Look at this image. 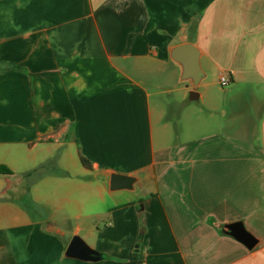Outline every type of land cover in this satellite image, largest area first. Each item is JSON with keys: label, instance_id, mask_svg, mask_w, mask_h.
Here are the masks:
<instances>
[{"label": "crops", "instance_id": "0c3cea01", "mask_svg": "<svg viewBox=\"0 0 264 264\" xmlns=\"http://www.w3.org/2000/svg\"><path fill=\"white\" fill-rule=\"evenodd\" d=\"M0 165V264H264V0H0ZM73 236L101 259L66 257Z\"/></svg>", "mask_w": 264, "mask_h": 264}, {"label": "water", "instance_id": "95a60500", "mask_svg": "<svg viewBox=\"0 0 264 264\" xmlns=\"http://www.w3.org/2000/svg\"><path fill=\"white\" fill-rule=\"evenodd\" d=\"M170 58L177 63L181 69L180 81H188L191 86L189 100H196L198 94L196 89L204 78V73L200 66V51L192 43H184L174 46L170 50ZM130 179L113 175L110 178L111 189L127 188ZM11 188V181L8 176H0V196L5 195ZM229 235L242 243L247 249H252L256 245L255 238L248 233L241 223L226 225ZM65 256L81 261L96 262L101 259V254L90 248L79 236H73L66 248Z\"/></svg>", "mask_w": 264, "mask_h": 264}, {"label": "rangeland", "instance_id": "374dc122", "mask_svg": "<svg viewBox=\"0 0 264 264\" xmlns=\"http://www.w3.org/2000/svg\"><path fill=\"white\" fill-rule=\"evenodd\" d=\"M181 86H190V83L188 82V81H181ZM197 89H198V91H200L201 90V87L200 86H198L197 87ZM210 90H211V95H212V97L213 98H211V99H220V100H222L223 99V97H224V93H223V91L224 90H227L228 89V86H225V87H222L221 85H220V83L217 81V84H216V86L215 85H212L210 88H209ZM164 98L167 100V101H170L172 104H171V110H169V112L168 113H166L165 115H167L166 117H167V119H165V120H163L164 122H167L168 121V123H169V129L171 130V132H170V134H171V137H175L176 135L177 136H179V135H182V133H181V129H182V127L184 126L183 124H184V120L185 119H181V121H179L180 120V114H182V111H183V109H184V107H183V104L182 103H178L177 101V99H178V97H174V96H170V97H167V96H164ZM223 101V100H222ZM154 103V102H153ZM223 103V102H222ZM185 104V103H184ZM186 105H188V106H190V107H200L201 106V100H190L189 101V94H188V96H187V100H186ZM158 106L154 103L153 104V108H154V110H156L155 108H157ZM219 113V112H218ZM218 113H216V114H218ZM157 114L155 113V116H156ZM220 115L218 114V115H216V119L217 120H220ZM156 119L157 118H155V121H156ZM158 124V123H157ZM158 125H156V127H157ZM157 132L158 131H156V134H157ZM189 132V131H188ZM187 132V133H188ZM183 136V135H182Z\"/></svg>", "mask_w": 264, "mask_h": 264}, {"label": "trees", "instance_id": "16d2710c", "mask_svg": "<svg viewBox=\"0 0 264 264\" xmlns=\"http://www.w3.org/2000/svg\"><path fill=\"white\" fill-rule=\"evenodd\" d=\"M81 163L85 167H90V163L84 158H81ZM10 175H12L10 169L7 168L6 166L0 165V176H10Z\"/></svg>", "mask_w": 264, "mask_h": 264}, {"label": "built area", "instance_id": "2783aa9c", "mask_svg": "<svg viewBox=\"0 0 264 264\" xmlns=\"http://www.w3.org/2000/svg\"><path fill=\"white\" fill-rule=\"evenodd\" d=\"M219 83H220V85H221L222 87H225V86L228 85L229 80L227 79L226 76H224V75H220V77H219Z\"/></svg>", "mask_w": 264, "mask_h": 264}]
</instances>
